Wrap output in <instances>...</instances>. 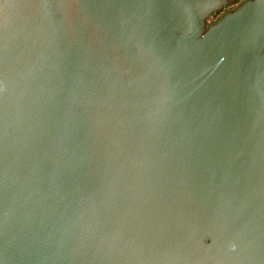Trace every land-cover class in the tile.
Masks as SVG:
<instances>
[{
    "label": "water",
    "instance_id": "obj_1",
    "mask_svg": "<svg viewBox=\"0 0 264 264\" xmlns=\"http://www.w3.org/2000/svg\"><path fill=\"white\" fill-rule=\"evenodd\" d=\"M0 0V264H264V0Z\"/></svg>",
    "mask_w": 264,
    "mask_h": 264
},
{
    "label": "flooded vegetation",
    "instance_id": "obj_2",
    "mask_svg": "<svg viewBox=\"0 0 264 264\" xmlns=\"http://www.w3.org/2000/svg\"><path fill=\"white\" fill-rule=\"evenodd\" d=\"M232 1H234V0H229V2H228L227 5L221 7L219 10H217V11L214 12V13H212L211 16L208 18L207 23H208V24L212 23V22L215 21L220 15H222L225 11L232 9V8H230V9H226ZM219 13H221V14H220L219 16H217V14H219Z\"/></svg>",
    "mask_w": 264,
    "mask_h": 264
},
{
    "label": "rangeland",
    "instance_id": "obj_3",
    "mask_svg": "<svg viewBox=\"0 0 264 264\" xmlns=\"http://www.w3.org/2000/svg\"><path fill=\"white\" fill-rule=\"evenodd\" d=\"M244 0H234L232 1L229 6L226 9H230V8H234L235 6H237L239 3H241ZM221 13L217 14V16H219Z\"/></svg>",
    "mask_w": 264,
    "mask_h": 264
},
{
    "label": "snow or ice",
    "instance_id": "obj_4",
    "mask_svg": "<svg viewBox=\"0 0 264 264\" xmlns=\"http://www.w3.org/2000/svg\"><path fill=\"white\" fill-rule=\"evenodd\" d=\"M216 2H217V3H219V2H220V0H216Z\"/></svg>",
    "mask_w": 264,
    "mask_h": 264
},
{
    "label": "trees",
    "instance_id": "obj_5",
    "mask_svg": "<svg viewBox=\"0 0 264 264\" xmlns=\"http://www.w3.org/2000/svg\"><path fill=\"white\" fill-rule=\"evenodd\" d=\"M221 16V15H220Z\"/></svg>",
    "mask_w": 264,
    "mask_h": 264
}]
</instances>
